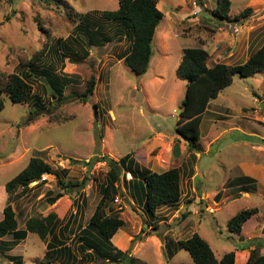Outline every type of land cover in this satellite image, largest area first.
<instances>
[{"label": "rangeland", "instance_id": "374dc122", "mask_svg": "<svg viewBox=\"0 0 264 264\" xmlns=\"http://www.w3.org/2000/svg\"><path fill=\"white\" fill-rule=\"evenodd\" d=\"M230 1L229 12L221 17L215 13L216 0H157L163 17L155 30L148 69L136 76L123 63L130 47L127 28L106 20L102 14L117 9L118 0H0V74L21 75L29 67L24 64L37 56L41 58L35 68L46 69L62 85L58 94L42 76L28 80L32 97L42 102L40 112L33 101L12 103L4 96L0 109V207L11 204L18 229H24L30 216L54 211L58 219L54 232L60 241L54 249L65 245L73 256L61 254L59 258L48 254L45 244L51 236L43 240L36 233L27 232L26 238L13 248L14 254L21 255L19 262L10 261L3 254L11 237L1 239L0 264H128L123 257H116L120 262H109L89 248L82 252L79 248L81 243L86 245L84 238H91L100 250H108L109 243L101 244L97 230L89 224L110 170L106 160H102L106 158L117 162L124 158L131 169L136 162L157 172L178 166L183 188L188 189L189 184L186 191L191 198L187 200L185 196L182 201L204 195L197 204L194 202L196 212L192 215L181 218L183 212H178V217L170 219L174 212H163L150 219L143 206L140 213L124 210L127 198L122 187L128 191L127 180L131 178L126 170L118 169L117 192L105 200L104 213L119 216L130 239L137 234L147 238L143 228L159 240L157 250L148 243L150 247L137 255L139 261L195 264L174 241L195 232L218 259L233 251L235 263L245 264L258 240V250L264 255V73L246 77L235 74L231 84L209 101L200 122L198 158L193 159L187 150L177 158L166 157L177 140L173 133L185 97V82L176 75L182 50H207L208 66L236 65L245 62L247 54L250 56L264 43V0ZM193 2L198 7L196 15L192 14ZM247 7L251 12L239 16ZM87 14L101 36L107 37L105 41L92 42L88 32L74 30ZM58 39H63L61 47H56ZM91 76L95 85L83 102L82 93ZM243 115L248 116L246 122ZM234 127L243 129L248 136L244 131H234ZM33 157L50 165L55 175L48 174L37 186L31 182L10 194L4 189V194L1 185ZM243 167L258 174L253 173L256 190L249 198L229 189L237 185L241 176L247 175L241 181L249 183L251 177ZM195 173L193 181L191 176ZM228 177L227 185L223 184ZM55 195L61 196L49 204ZM115 196L120 204L113 202ZM253 207L259 214L242 225L240 231H230L229 219L240 210ZM161 218L167 223L159 222ZM169 238L173 240L170 248H161ZM89 252L91 259L86 258L85 253Z\"/></svg>", "mask_w": 264, "mask_h": 264}, {"label": "trees", "instance_id": "16d2710c", "mask_svg": "<svg viewBox=\"0 0 264 264\" xmlns=\"http://www.w3.org/2000/svg\"><path fill=\"white\" fill-rule=\"evenodd\" d=\"M156 2L157 0H118L117 9L106 10L102 13L106 20L117 21L127 28L125 32H128L126 37L130 39V47L127 54L123 57V63L136 76L143 75L148 69L152 56V42L155 30L163 17L162 12L156 6ZM230 5V0H216L215 13L224 17L229 12ZM249 12H251V8L247 7L239 13V16L243 17L249 14ZM89 16V14L82 16V19L79 20L74 30L88 32L92 42L99 39H101L100 42L102 40L105 41L107 37L104 35L101 36L102 32L100 29L95 28V23L89 19ZM62 40L58 39L56 47L63 45ZM40 58L36 56L34 59L25 63L24 65L29 67L21 75L9 74L5 76L0 74V109L3 107L4 96H6L12 103L33 101L32 103L35 109H38L40 112L42 102L38 97H32V86L28 81L35 75L37 77H44L48 86L60 94L62 85L58 77L49 74L46 69L40 70L39 68H35ZM207 58V50L201 47H186L182 50V57L176 68L177 77L185 82V97L181 101L182 111L178 115L179 118L175 132L186 139L188 142L187 151L192 154L193 159L196 157L195 153L200 150V146L197 143L200 137L199 125L202 113L206 110L209 101L216 98L222 89L231 84L235 74L246 77L264 71V43L245 62L240 64L228 65L215 63L208 66L206 64ZM94 85L95 78L91 76L87 82L86 89L82 93L83 102L86 101L92 92ZM261 141L264 142V139H261ZM102 160H106L105 162L109 165L110 170L107 173L106 185L101 188V198L89 217V224L97 230L99 235L98 240L101 239L99 241L101 244H104V242L109 243L107 245L108 250H100L98 244L95 246L90 240L91 238H84L83 240L86 245L81 243L79 247L81 249L80 251L82 252L83 249L89 248L95 251L97 255L105 257L104 260L109 262L112 259L120 262L116 260V257L119 256L123 257V261L128 264H137V262L147 264L144 261H139L135 256H128L130 250L123 253L117 251L112 246L110 238L124 225V222L117 215L110 216L104 213L105 200L111 195L116 194L117 186H115V183L118 182V169L123 168L127 171L126 173L131 175L129 181L132 180L133 182L132 188L136 186L142 191L144 209L150 215V219H152L160 207L173 206L179 202L181 196L180 169L178 167H171L165 171L156 172L147 167L140 166L134 161V167L131 169L129 165L125 164L124 158L118 162L111 158ZM44 173L55 175L50 165L45 163L41 158L33 157L18 174L5 183V190L10 194L15 188L20 186L26 187L29 183L39 179ZM242 178L245 179L244 177H240L237 184L243 183L241 181ZM248 188H255L254 182L250 183ZM243 190H247V188L244 187ZM60 196L55 195L50 197L48 200L49 204H53ZM257 212V208L254 207L240 210L234 214L228 221L230 231H240L242 225ZM188 214H190V211H184L181 214V218L184 216L187 217ZM57 223V215L54 211H51L46 215L30 216L24 223V229H18L15 210L8 203L3 207L0 216V242L1 238L6 234H11L12 236L13 241L10 247L19 240L24 239L27 236V232L36 233L43 240L50 235L51 239L46 243L48 254H57L59 258L61 254H64L68 258L69 256L72 258L73 256L70 253L71 249L69 247L63 245L62 247L54 249L55 244L60 242L54 232ZM141 230L144 232L143 234H148V236L153 235L148 232L145 233L143 228ZM142 236L137 234V236L132 237L131 246L135 242L141 241ZM172 242L173 240L171 242L167 241L164 247H169V244H172ZM250 242L252 241L250 240ZM176 243L188 252L195 264H237L234 261L233 251L223 254L219 259L216 258L209 244L196 232L184 240L176 241ZM260 243L261 241L258 240L257 245L251 250L245 264H264V255L258 250ZM108 251H111L113 254ZM85 254L86 258H92L90 252ZM168 254L169 257L173 256V253L170 251ZM19 259L17 258L15 261L19 262Z\"/></svg>", "mask_w": 264, "mask_h": 264}, {"label": "crops", "instance_id": "0c3cea01", "mask_svg": "<svg viewBox=\"0 0 264 264\" xmlns=\"http://www.w3.org/2000/svg\"><path fill=\"white\" fill-rule=\"evenodd\" d=\"M247 37V39H248V36H246ZM246 37H244V39L242 40V43H244L245 42V40H246ZM227 49H230V48H227ZM234 52H236V50L234 49V51H233V53ZM248 56H246V59L249 57V54H247ZM261 73H264V71L263 72H261ZM209 104V103H208ZM207 109V108H206ZM203 114V113H202ZM262 116V115H261ZM202 117V116H201ZM242 118H243V120H245L244 122H246L247 121V118H248V116L247 115H243V116H241ZM178 118L179 117H177V122H178ZM264 118V117H263ZM177 122H176V125H177ZM201 124V123H200ZM245 127V126H244ZM235 129H233L234 131H244L243 129H240V128H237V127H234ZM246 128V127H245ZM199 129H200V125H199ZM173 134H175V138L177 139V140H174L173 141V144L171 145V147L169 148V150L166 152V157L168 158L167 160H171V158H177V157H179V155L181 154L182 155V153L185 155L186 153H185V151L187 150V146H188V142L186 141V139L185 138H183L182 136H180V135H178L176 132H174ZM172 134V135H173ZM248 134L249 133H247V132H245L244 131V135L245 136H248ZM172 139H173V137H172ZM200 146V145H199ZM201 148V147H200ZM199 152H196L195 153V156H197L196 158H198L199 157V155H200V153L198 154ZM180 155V156H181ZM241 163V162H240ZM240 167H242V163L239 165ZM144 167H146V166H144ZM171 167H175V166H170V167H168V168H171ZM176 167H178V166H176ZM195 167V166H194ZM236 166H234L233 168H235ZM249 167V166H248ZM148 168V167H147ZM168 168H164L163 170H161V172L162 171H165V170H167ZM179 168V167H178ZM188 169H190L189 167H188ZM242 169H244V167L242 168ZM151 170V169H150ZM246 172H244V173H249V175L250 176H248V177H251V179H249V183L248 182H246V184H243V183H239V184H237V185H235V186H229L230 188L229 189H232V191H236V195H241L242 197L244 196V195H246V197L247 198H249L250 196H251V193L253 192V191H255L256 190V185L254 184V187L255 188H247L248 187V185L250 184V183H253L254 182V179H256V178H254L255 177V174H257V173H255V172H252V169H250V168H245L244 169ZM153 171H156L157 172V170L156 169H154ZM193 171V170H192ZM253 173H255V174H253ZM129 174V173H128ZM180 174H181V181H180V187H181V196H180V200H179V202L177 203V204H175V205H173V206H162V207H160L157 211H156V214H158V213H163V212H165L167 215H169L170 213H172V212H174L173 214H172V216L170 217V219H172V218H176V217H178V212H180V213H182V212H184V211H190V215H192V214H194L196 211L194 210V208H195V206H193V204H194V202H195V204H197V201L198 200H200L201 198H204V195H196V198L195 199H193V201H189V202H187V201H185V202H183L182 200H183V198L186 196L187 197V194L189 193V192H187L188 190H189V184H188V189H186V190H184V188H183V181H182V173H181V171H180ZM130 175V174H129ZM244 175V174H243ZM258 175V174H257ZM131 176V175H130ZM241 176V175H240ZM246 176V177H245ZM245 176H241V177H244V178H247V175H245ZM197 177V173H195L194 175H192L191 176V178H192V180L194 181L195 180V178ZM228 179H229V177L223 182V184H226L227 185V181H228ZM231 181V180H230ZM256 182H258L257 180H256ZM38 183V182H37ZM36 183V184H37ZM127 183H128V186H129V189H128V191L126 190H124L123 189V187H122V190H123V192L125 193V197L127 198L126 199V201L127 202H124L123 204V206L125 207V209L124 210H136V211H140V207H142L143 206V208H144V197H143V195H142V191L139 189V191H141V192H138V188L136 187V186H134V188H132L133 187V182H132V180L131 181H129V180H127ZM39 184V183H38ZM37 184V185H38ZM195 182H194V186H193V190L195 191ZM36 185V186H37ZM242 185H244V186H242ZM247 188V190H243V188ZM4 189H5V186L2 184L1 185V190L4 192V194H5V191H4ZM192 189V188H191ZM210 192H212V193H215L216 195H219V192L217 191V192H215V190H210ZM202 194H203V192H202ZM143 198V199H142ZM182 198V199H181ZM7 199V198H6ZM187 200H189V199H191V198H189L188 199V197L186 198ZM181 201L183 202V203H181ZM5 202H6V200H5ZM186 203V204H185ZM54 204V203H53ZM52 205V204H51ZM5 206V205H4ZM4 206H1L0 207V216H1V213H2V210H3V207ZM199 207V206H198ZM120 208H122V207H120ZM254 208V207H253ZM256 208V207H255ZM200 209V208H199ZM199 209H198V211H199ZM246 209H249V208H246ZM258 211V210H257ZM121 213H124V211H122ZM140 213V212H139ZM259 214V212H257L256 214H254V215H252L251 217H255V216H257ZM250 217V218H251ZM253 217V218H254ZM249 218V219H250ZM249 219L247 220V221H249ZM247 221L243 224V225H245V224H247ZM159 222H163V223H167V221L164 219V218H161V220L159 221ZM123 227V226H122ZM119 228L118 230H117V232L110 238V242H111V244L114 246V248L117 250V251H120V252H123V253H126L128 250H130V253L128 254L129 256L130 255H132V256H135L136 258H137V255L138 254H141L142 252H143V249H145L146 247H150V244H148V243H152V245L153 246H155V248H156V250H157V242L159 243V240H158V238H155L153 235L152 236H147V238H145V239H142L141 241H137V242H135L132 246H131V235L130 234H128L129 232L127 231V230H124L123 228ZM125 231H127V232H125ZM6 236H10L11 237V239H10V241L6 244V245H9V247H10V245H11V243H12V236H11V234H6L5 236H3L1 239L2 240H7L6 239ZM26 238V237H25ZM24 238V239H25ZM24 239H22V240H19L18 242H16L15 243V245H13V247L10 249L9 247H4L3 246V250L6 248V250L7 251H4L3 252V254L4 255H6L5 257L7 258V259H9L10 261H15L17 258H21V255H19V254H14L13 253V248L14 247H16V245H18V243H20V241H23ZM171 239L169 238L168 239V242H171L170 241ZM179 239L178 238H176L174 241H178ZM166 241V240H165ZM3 243H4V241H3ZM164 243V242H163ZM5 244V243H4ZM46 245V244H45ZM164 245H166V244H161V248H164ZM12 251V253H10ZM17 257V258H16ZM172 257V256H171ZM141 259V258H140Z\"/></svg>", "mask_w": 264, "mask_h": 264}, {"label": "built area", "instance_id": "2783aa9c", "mask_svg": "<svg viewBox=\"0 0 264 264\" xmlns=\"http://www.w3.org/2000/svg\"><path fill=\"white\" fill-rule=\"evenodd\" d=\"M197 9H198V7L196 6L195 2H193V11H192V14L196 15L198 13V10ZM47 177H48V174L47 173H44V174H42V176L39 179L33 181L32 183L35 185L37 182L38 183L39 182H43V181H45L47 179ZM128 178H131V176L128 175ZM113 200H114L113 202H115V203H118V204L121 203L119 201V199H118L117 196H115V198Z\"/></svg>", "mask_w": 264, "mask_h": 264}, {"label": "water", "instance_id": "95a60500", "mask_svg": "<svg viewBox=\"0 0 264 264\" xmlns=\"http://www.w3.org/2000/svg\"><path fill=\"white\" fill-rule=\"evenodd\" d=\"M179 110H182L181 108H179Z\"/></svg>", "mask_w": 264, "mask_h": 264}]
</instances>
